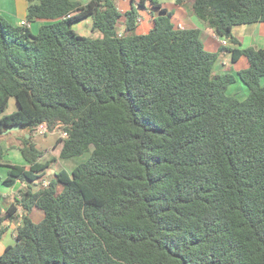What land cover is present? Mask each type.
<instances>
[{"label": "trees", "instance_id": "1", "mask_svg": "<svg viewBox=\"0 0 264 264\" xmlns=\"http://www.w3.org/2000/svg\"><path fill=\"white\" fill-rule=\"evenodd\" d=\"M26 1V21H46L36 33L0 16V136L25 131L26 163L7 164L2 181L25 186L9 204L0 192V240L23 212L0 264H264V49L210 52L156 0L144 34L134 7L122 15L112 0ZM192 9L238 45L234 26L264 22V0ZM85 19L98 37L73 28ZM223 51L247 61L244 98L227 94L233 74L213 71ZM10 99L17 110L4 114ZM44 122L67 133L59 158L90 155L33 189L51 162L30 134Z\"/></svg>", "mask_w": 264, "mask_h": 264}, {"label": "crops", "instance_id": "2", "mask_svg": "<svg viewBox=\"0 0 264 264\" xmlns=\"http://www.w3.org/2000/svg\"><path fill=\"white\" fill-rule=\"evenodd\" d=\"M77 1L81 4H85L89 0H72ZM118 11L123 15L126 11L134 7L137 13V23L135 33L144 34L149 31L152 26L153 16L157 13L158 9L152 8L148 0H145L141 5L140 0H112ZM159 3L160 8H165L172 12V21L175 26L182 29H199L200 39L204 45V48L210 52H217L221 47L236 49L244 47L262 48L264 49V22L252 23V24H241L236 25L232 28V34L240 41V45L230 43L227 41L226 45L221 44L214 31L204 25L194 15L192 4L193 0H185L181 4H176L175 0H156ZM27 2L25 0H0V16L5 18L8 22L13 25L20 24L21 21H25L27 26L30 28L32 33H36L39 26L46 22L45 20H36L33 22L26 21ZM124 16L119 20L117 25V31L124 30ZM74 27L80 29L81 35L88 34L89 36L98 37L97 33L91 32V19H85L74 25ZM220 59L214 64V73H226L225 70L244 69L247 67L246 59H239L232 61L231 54L228 51L220 53ZM232 64V65H229ZM244 67V68H241ZM261 84H264V77L261 78ZM237 88L243 95L246 91L238 85ZM238 89H233V93H240ZM5 135L3 134L2 137ZM0 136V138H2ZM57 147V146H56ZM55 147L53 146L52 149ZM59 146L57 148V155L59 153ZM41 160V158L39 159ZM23 165H26L23 164ZM15 186H19L18 183ZM12 187V188H14ZM12 188H9V192H12ZM19 188V187H18ZM7 191V192H8ZM3 196L7 193H1ZM12 202V198H11ZM31 213V212H30ZM30 217V215H29ZM14 225L13 223L9 227L8 231L12 234ZM13 237V236H12Z\"/></svg>", "mask_w": 264, "mask_h": 264}, {"label": "rangeland", "instance_id": "3", "mask_svg": "<svg viewBox=\"0 0 264 264\" xmlns=\"http://www.w3.org/2000/svg\"><path fill=\"white\" fill-rule=\"evenodd\" d=\"M26 1V0H25ZM27 2V1H26ZM82 22V21H80ZM73 28L76 30V32H81L80 29L73 26ZM84 36H89L88 34H84ZM220 59V56H218V61ZM242 59H245L242 57ZM232 65V64H229ZM215 67V66H214ZM244 68V67H241ZM215 69V68H213ZM226 72H229L233 74L236 77V82L229 86L227 90V94L234 95L237 98H244L246 96L241 93V91L237 88L238 85H240L246 92L247 89L243 82L237 77V70L231 69V70H225ZM233 89H238L240 93H233ZM17 110V106L14 99H10L8 102V105L4 111V114H9L13 111ZM31 134V132H30ZM25 135V131L23 129H13L8 131L7 134H5L4 137L0 138V192L1 193H7L5 194L4 198V204H9L14 199V196L19 197L20 196V188H24V184L18 183V187L15 186L12 188V192L8 191L9 189L5 188L2 184L3 179L6 176L7 173V164H16V165H23L25 164L24 159L21 156L19 146L21 143V137ZM32 135V134H31ZM58 138V134H47L45 136H38V135H32L31 139L34 142L36 148L40 150L43 153V156L41 157V162L50 161V165L45 169L44 173L41 174L40 177H38L35 182L30 183L31 187L33 189L39 188V185L42 183V181L50 182L52 179H54V172L64 168L67 171H71L73 167L78 165L79 163L85 161L90 153L86 152L83 155L79 157H73L68 159H61L59 158V155H57V147L52 149L53 146H55L56 141ZM62 187L60 185H56V191L60 192ZM8 191V192H7ZM6 201V202H5ZM30 218L33 222H39L43 218V212L38 208H33L31 213L29 214ZM15 233V232H14ZM13 239L11 237V234L9 231H7L3 237L0 240V255L3 252V249L6 245L12 244Z\"/></svg>", "mask_w": 264, "mask_h": 264}, {"label": "built area", "instance_id": "4", "mask_svg": "<svg viewBox=\"0 0 264 264\" xmlns=\"http://www.w3.org/2000/svg\"><path fill=\"white\" fill-rule=\"evenodd\" d=\"M20 24H26L25 21H21ZM117 35L118 36H121L122 35V32L121 31H117ZM221 44L222 45H226V42L225 40H222L221 41ZM59 127H61V125H57L54 129L52 130H49V128L47 127V124L44 122V123H41L37 126H35L33 129H32V133L33 134H36V135H45L47 133H59V136H61L62 138H65L67 137V133L61 129H59ZM41 186L42 187H45L47 186V183L46 182H42L41 183ZM22 217V214L21 212H18V220L17 222L15 223V226H18L20 224V218Z\"/></svg>", "mask_w": 264, "mask_h": 264}, {"label": "clouds", "instance_id": "5", "mask_svg": "<svg viewBox=\"0 0 264 264\" xmlns=\"http://www.w3.org/2000/svg\"><path fill=\"white\" fill-rule=\"evenodd\" d=\"M138 19H136V21H137ZM122 33H123V31H122ZM222 40H224V39H221V41ZM225 42L227 43V41L225 40ZM223 46H225V45H223ZM54 129V128H53ZM59 129H61V127H59ZM62 130V129H61ZM31 134L33 135V133H32V130H31ZM47 134H56V133H47ZM47 134H45V135H47ZM58 134V138H62L61 136H59V133H57ZM34 135H36V134H34ZM45 135H38V136H45ZM28 136V135H27ZM42 182H46V181H42ZM47 183V185H48V182H46ZM40 186H41V184H40ZM18 212H21V214H23V212L21 211V210H18ZM17 220H18V213H17V217H16V219H15V221L13 222V225H14V228H13V232H12V236H15V228H17L20 224H21V220H22V217L20 218V224L18 225V226H15V223L17 222Z\"/></svg>", "mask_w": 264, "mask_h": 264}, {"label": "water", "instance_id": "6", "mask_svg": "<svg viewBox=\"0 0 264 264\" xmlns=\"http://www.w3.org/2000/svg\"><path fill=\"white\" fill-rule=\"evenodd\" d=\"M18 128H19V126H13V127L9 128L8 131L13 130V129H18Z\"/></svg>", "mask_w": 264, "mask_h": 264}]
</instances>
